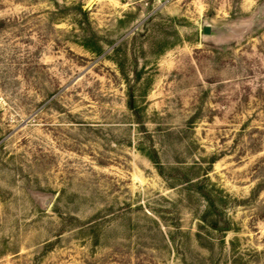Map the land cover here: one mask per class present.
<instances>
[{
  "label": "rangeland",
  "instance_id": "1",
  "mask_svg": "<svg viewBox=\"0 0 264 264\" xmlns=\"http://www.w3.org/2000/svg\"><path fill=\"white\" fill-rule=\"evenodd\" d=\"M0 264H264V0H0Z\"/></svg>",
  "mask_w": 264,
  "mask_h": 264
},
{
  "label": "water",
  "instance_id": "2",
  "mask_svg": "<svg viewBox=\"0 0 264 264\" xmlns=\"http://www.w3.org/2000/svg\"><path fill=\"white\" fill-rule=\"evenodd\" d=\"M201 32L203 35H210L211 34V26L204 24L201 28Z\"/></svg>",
  "mask_w": 264,
  "mask_h": 264
}]
</instances>
